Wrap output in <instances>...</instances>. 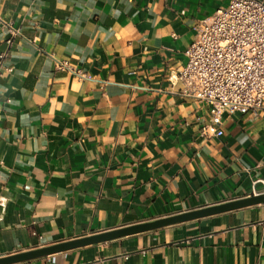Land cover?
Masks as SVG:
<instances>
[{
  "label": "crops",
  "instance_id": "obj_1",
  "mask_svg": "<svg viewBox=\"0 0 264 264\" xmlns=\"http://www.w3.org/2000/svg\"><path fill=\"white\" fill-rule=\"evenodd\" d=\"M230 1L0 0V258L264 193V110L204 138L171 77ZM17 264H264V204Z\"/></svg>",
  "mask_w": 264,
  "mask_h": 264
},
{
  "label": "built area",
  "instance_id": "obj_2",
  "mask_svg": "<svg viewBox=\"0 0 264 264\" xmlns=\"http://www.w3.org/2000/svg\"><path fill=\"white\" fill-rule=\"evenodd\" d=\"M10 31L0 53V76L15 70L11 49L18 32ZM187 56L186 67L171 77L183 84L186 96L208 107L200 129L204 138L223 137L228 115L263 111L264 0H231L200 21ZM56 69L87 76L68 60H56Z\"/></svg>",
  "mask_w": 264,
  "mask_h": 264
},
{
  "label": "water",
  "instance_id": "obj_3",
  "mask_svg": "<svg viewBox=\"0 0 264 264\" xmlns=\"http://www.w3.org/2000/svg\"><path fill=\"white\" fill-rule=\"evenodd\" d=\"M264 193L254 194L249 197L234 199L211 207L201 208L186 213H180L153 221L139 223L128 227H122L102 233H96L87 237L34 249L28 252L18 253L8 257L0 258V264H17L43 257H48L71 249L105 243L112 240L128 237L140 233L162 229L197 219L220 215L247 207L263 205Z\"/></svg>",
  "mask_w": 264,
  "mask_h": 264
}]
</instances>
